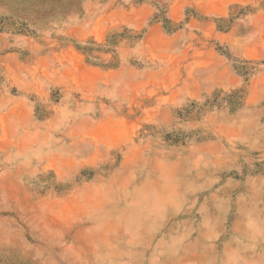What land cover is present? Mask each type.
I'll use <instances>...</instances> for the list:
<instances>
[{
  "label": "rangeland",
  "instance_id": "obj_1",
  "mask_svg": "<svg viewBox=\"0 0 264 264\" xmlns=\"http://www.w3.org/2000/svg\"><path fill=\"white\" fill-rule=\"evenodd\" d=\"M0 264H264V0H0Z\"/></svg>",
  "mask_w": 264,
  "mask_h": 264
}]
</instances>
